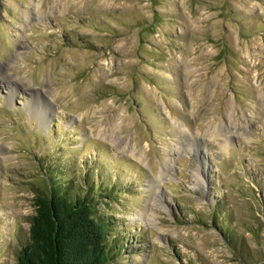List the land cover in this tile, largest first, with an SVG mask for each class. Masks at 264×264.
<instances>
[{
    "label": "rangeland",
    "instance_id": "obj_1",
    "mask_svg": "<svg viewBox=\"0 0 264 264\" xmlns=\"http://www.w3.org/2000/svg\"><path fill=\"white\" fill-rule=\"evenodd\" d=\"M54 185L109 264H264V0H0V264Z\"/></svg>",
    "mask_w": 264,
    "mask_h": 264
},
{
    "label": "trees",
    "instance_id": "obj_2",
    "mask_svg": "<svg viewBox=\"0 0 264 264\" xmlns=\"http://www.w3.org/2000/svg\"><path fill=\"white\" fill-rule=\"evenodd\" d=\"M34 206L17 264H109L105 225L84 193L70 195L66 186L54 185L35 197Z\"/></svg>",
    "mask_w": 264,
    "mask_h": 264
},
{
    "label": "bare ground",
    "instance_id": "obj_3",
    "mask_svg": "<svg viewBox=\"0 0 264 264\" xmlns=\"http://www.w3.org/2000/svg\"><path fill=\"white\" fill-rule=\"evenodd\" d=\"M11 90H12V92H13V89H11ZM12 92H11V93H12ZM9 93H10V91H9ZM38 114H39V113H38ZM40 115H41V118L43 119V115H44V114H43V113H40ZM45 118H46V113H45Z\"/></svg>",
    "mask_w": 264,
    "mask_h": 264
}]
</instances>
